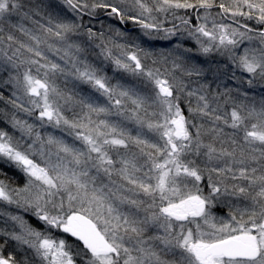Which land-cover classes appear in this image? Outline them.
Wrapping results in <instances>:
<instances>
[{
  "label": "snow or ice",
  "instance_id": "snow-or-ice-1",
  "mask_svg": "<svg viewBox=\"0 0 264 264\" xmlns=\"http://www.w3.org/2000/svg\"><path fill=\"white\" fill-rule=\"evenodd\" d=\"M0 264H264V0H0Z\"/></svg>",
  "mask_w": 264,
  "mask_h": 264
},
{
  "label": "rangeland",
  "instance_id": "rangeland-1",
  "mask_svg": "<svg viewBox=\"0 0 264 264\" xmlns=\"http://www.w3.org/2000/svg\"><path fill=\"white\" fill-rule=\"evenodd\" d=\"M219 214H221V215H222L223 213H222V212H220Z\"/></svg>",
  "mask_w": 264,
  "mask_h": 264
}]
</instances>
